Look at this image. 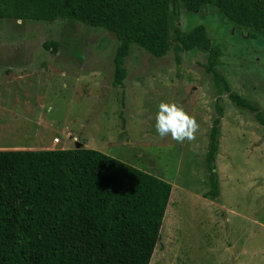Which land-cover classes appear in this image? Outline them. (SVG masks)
<instances>
[{"label": "rangeland", "instance_id": "1", "mask_svg": "<svg viewBox=\"0 0 264 264\" xmlns=\"http://www.w3.org/2000/svg\"><path fill=\"white\" fill-rule=\"evenodd\" d=\"M168 16L172 43L204 27L219 48L214 70L264 118V38L211 6L187 12L174 3ZM44 42L54 43L55 51ZM116 47L110 33L71 20L0 19V150L39 151L57 138L54 149H92L170 184L148 264H264L263 127L220 97L213 162L218 196H206L204 154L215 117L206 52L172 45L154 58L131 44L125 78L114 87ZM161 102L178 103L195 117L194 139L157 134Z\"/></svg>", "mask_w": 264, "mask_h": 264}, {"label": "trees", "instance_id": "2", "mask_svg": "<svg viewBox=\"0 0 264 264\" xmlns=\"http://www.w3.org/2000/svg\"><path fill=\"white\" fill-rule=\"evenodd\" d=\"M174 3L187 12L214 7L224 20L264 38V0H0V19L71 20L110 33L117 41L114 87L125 78L131 44L154 58L172 45L205 51L203 70L215 97L204 154L206 196L216 198L220 97L252 113L263 129L264 118L214 70L219 48L203 26L171 42L168 6ZM43 47L55 51L54 43ZM170 191L162 179L88 148L0 150V264H148Z\"/></svg>", "mask_w": 264, "mask_h": 264}, {"label": "clouds", "instance_id": "3", "mask_svg": "<svg viewBox=\"0 0 264 264\" xmlns=\"http://www.w3.org/2000/svg\"><path fill=\"white\" fill-rule=\"evenodd\" d=\"M198 129L199 125L195 117L188 115L181 105L175 102L160 103L155 130L161 138L170 134L171 138L177 142H183L185 139L192 140Z\"/></svg>", "mask_w": 264, "mask_h": 264}, {"label": "crops", "instance_id": "4", "mask_svg": "<svg viewBox=\"0 0 264 264\" xmlns=\"http://www.w3.org/2000/svg\"><path fill=\"white\" fill-rule=\"evenodd\" d=\"M2 110H3V108H2ZM52 144L50 146H47V147L46 146H43V147L40 148V150H54V146ZM9 150H25V149L24 148H17V147H15V148H11Z\"/></svg>", "mask_w": 264, "mask_h": 264}, {"label": "built area", "instance_id": "5", "mask_svg": "<svg viewBox=\"0 0 264 264\" xmlns=\"http://www.w3.org/2000/svg\"><path fill=\"white\" fill-rule=\"evenodd\" d=\"M52 143H53L54 145L58 144V139H57V138H54V139L52 140Z\"/></svg>", "mask_w": 264, "mask_h": 264}, {"label": "water", "instance_id": "6", "mask_svg": "<svg viewBox=\"0 0 264 264\" xmlns=\"http://www.w3.org/2000/svg\"><path fill=\"white\" fill-rule=\"evenodd\" d=\"M78 145V144H77ZM79 148V146H76V149Z\"/></svg>", "mask_w": 264, "mask_h": 264}]
</instances>
